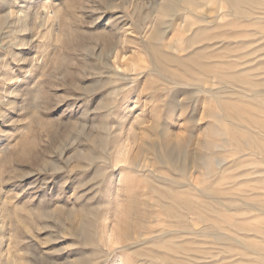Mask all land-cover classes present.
I'll use <instances>...</instances> for the list:
<instances>
[{"label": "rangeland", "instance_id": "rangeland-1", "mask_svg": "<svg viewBox=\"0 0 264 264\" xmlns=\"http://www.w3.org/2000/svg\"><path fill=\"white\" fill-rule=\"evenodd\" d=\"M259 2L256 13L264 12V0ZM217 5L216 0H204L190 11L182 0H0V264H73L78 259L85 264H165L156 258H136L133 253H148L150 244L156 243L154 237L165 232L174 241L184 240L174 234L177 224L148 194L151 185L175 189L158 177L185 182L167 166L166 151L175 153L169 152L175 159L187 153L188 158L201 162L202 144L212 139L207 136L212 122L208 115L221 113L217 101L247 100L264 86L213 85L211 78L198 81L197 75H185L177 67H170L175 77L155 72L143 47L154 29L163 30L173 21L158 43L165 53L185 57L188 38L205 25L195 23L190 13L195 10L206 21H215L220 28L211 31L227 39L196 43L192 49L203 45L211 46L206 50L210 53L221 49V61L233 65L236 72L248 69L264 83V19H233L225 4ZM166 6L173 8V15L163 12ZM181 22L183 29L177 26ZM122 87L125 90L119 92ZM220 87V96L207 94ZM230 87L240 92L231 93ZM227 122L221 121L223 128L232 124ZM247 130L258 134L257 129ZM98 135L104 144H99ZM120 146L126 157L115 166L113 159ZM88 151L94 155L92 163L76 160ZM248 153L237 152L231 144L220 154L225 165L230 163L224 169L227 178L249 174L230 191L237 197L234 205L243 206L240 209L254 205L244 190L261 191L264 185V176L253 173L264 169L263 159ZM236 160L239 170L230 168ZM190 171V184L202 187L199 180L204 170ZM233 213L227 212L247 229L264 227V214L258 210ZM182 215L190 230L215 231L213 227L206 230L190 214ZM83 221L90 223L95 244H87L76 233ZM108 230L117 235L118 243L105 245L103 232ZM127 230L134 239L124 237ZM223 231L235 236L231 229ZM195 238L189 237L196 242L186 245L194 264H264L253 254L249 259L242 256L246 251L234 242L223 246L242 257H226L211 237ZM238 238L264 245V235Z\"/></svg>", "mask_w": 264, "mask_h": 264}, {"label": "bare ground", "instance_id": "bare-ground-1", "mask_svg": "<svg viewBox=\"0 0 264 264\" xmlns=\"http://www.w3.org/2000/svg\"><path fill=\"white\" fill-rule=\"evenodd\" d=\"M182 1L184 5H186V7L189 8V10L191 11L192 10L191 8L198 9L203 4L204 0H182ZM259 1L260 0H216V2L218 3L217 5L218 7L221 8V6H223L221 4H225V6H227L226 7L227 13L230 16H232L233 19L234 18L242 19L248 22L251 20L264 19L262 18V16L264 15V12L256 13V11L258 10V7L261 5V2ZM189 10L185 12H188ZM163 12L173 15L174 11L171 6L170 7L166 6L163 8ZM190 13L193 14L194 19L196 20L195 23L197 22L205 23V25L194 30L192 34L190 35V37L188 38V41H187L188 46L186 47L185 50H188L189 52L187 53L185 57H177V55L174 56V55L165 53V51H163L162 47L158 43V40L159 39L162 40V38L165 36V33L167 32L168 27L170 29V26L172 25L173 21L169 22L168 23L169 26H167L166 28H163V30L158 29V28L154 29L153 33L150 35L149 43L147 44L145 43L143 49L148 54V57L151 59V64L154 65L155 72H157V70L164 71L168 73L169 75L174 76L173 74L174 71L172 72L170 67H177L179 70L185 73V75L187 74L191 77L192 75H197L196 79L198 81L207 82L205 80H207L208 78H211L213 85L220 86L221 84H224V83H232L233 85H237V86L245 85V86L255 88V89L258 86H261V85L264 86V83L262 82L260 84L253 77V75L249 73L248 69L236 72L234 71L233 65L227 64L221 61L220 56L222 55V53H224L221 49L220 51H218L219 49L214 50L212 51V53L206 52L207 48L211 47L207 45H203L201 46V48L192 49L193 48L192 46L196 43L205 42V41L211 42V40H219V39H227V38L224 37L225 34L223 33L219 34V33H216L215 31L213 32L211 31L215 28H220L218 24L216 25L214 23L215 21L214 22L206 21L205 17L197 16V14L195 13V10L194 12H190ZM183 16L185 15L183 14ZM184 25L185 24L184 23L182 24L181 22L177 26L183 29V27H185ZM229 26L232 27L233 23L232 22L229 23ZM177 29L179 28L177 27ZM230 38H234V37L230 36ZM217 43L219 42L217 41ZM163 47L165 46L163 45ZM169 48L171 49V47ZM223 66H225L226 68H224ZM134 67L135 65L134 63H132V70H134ZM176 77H179L178 73ZM119 80L124 81L126 79L121 77ZM186 80L188 79L186 78ZM197 80L195 82H197ZM191 82H192V79H191ZM128 85H126V87ZM119 90H120L119 92H121L125 89L124 87H122ZM222 90H223V87L222 88L220 87L213 91L208 90L209 92H207V94L212 97L213 96L217 97V96H220V94H222L221 93ZM236 91L238 90L233 87L229 88V92L231 93L236 92ZM238 92H240V90ZM262 95H264V90L262 91L255 90L253 93L248 95L247 100L243 98L241 99L239 97L238 99H220L217 101V107L219 108V111L221 113L212 112L208 115V117L212 119V122L208 127L207 136L209 137V140L211 138L212 139L210 141L207 140V142L205 141L202 144L203 145L202 146L203 155L201 156V159L199 158L201 162H198V158H194V157L188 158L187 153L186 155L184 154V156L182 155L183 160L180 159V157L178 156L177 157L179 159L177 158L175 159V157L173 158L172 156L173 154L175 155V153H171L169 151L172 154L171 155L169 152L166 151L165 155L167 158L166 159L167 164H168L167 165L165 163H162L164 161H162V159L159 158V155L156 156V159L160 163L164 164L165 166L167 165L170 168L176 170L181 176L184 177L183 178L185 180L184 184H180L179 182H176L175 178L164 179L162 177H158L157 179H159V181L161 182L163 181L164 183H167L170 186H174L175 189L173 190L172 187H165L163 185H160L161 188L155 185H151L148 190V194H152L153 197L156 198L157 206L159 207V210L163 212L168 219L172 220L174 225L177 224V226L179 227L178 230L174 232V234L177 233L179 235L177 236V238L178 239L184 238V240L179 241V242L174 241L175 238L172 239L169 236L171 233L165 232L164 235L162 234V235H157L154 237V241L157 244L156 243L153 244L152 242V244H150L152 246V250L149 251L148 253L145 251L143 252L135 251L133 255L136 258H152V259L156 258L165 264H186V263L194 264V262L192 261L194 259V255H191L188 252L186 245H188L189 243H195L196 241L189 240V237L195 236L197 238V237H202V236H208L212 238V240L214 241L216 245L221 247V252L228 258L233 257L238 254L240 255V253L235 252L231 248L227 246H223L225 242H234L233 244L239 246L242 249L244 248V250L246 251V253L242 254V256L247 257L249 259L250 254H253L258 259L264 261V245H257L256 243L248 244L247 242H245L244 239L241 240V238L240 239L238 238L244 234L251 235V233L255 235H264V230H263L264 227H261V229L259 228H256V229L248 228L247 229L245 224H243L240 220L236 218L234 219L233 215L231 216L227 214L228 211H230V213L231 211L232 212L234 211L233 214H235V212H237L238 214L240 210L245 211L246 209H249L252 211L258 210L260 213L259 215L264 214V185L261 186L262 188H260L261 191L263 190V192L259 191V188L258 189L250 188L248 191H246V189L244 190L245 192L243 191L244 192L243 195L246 194V197H249V196L252 197L251 199L248 198V200L249 199L252 200L254 202V205L245 204V208L243 209H240L243 206H241L240 208L236 207L234 205V202L235 200H237V197H233V194L230 193V191L232 190L233 187L241 185L242 182L238 181V179L241 180V178H245V177L247 178L249 174L245 175L243 173H239L237 174V176L234 175L230 178H227L228 174L224 173V169L226 170L225 166H228L230 163L228 165H225L226 164L225 161L222 158H220L221 152L226 150V147L228 145L232 144V145H235L237 152L241 153L243 152V150H248L249 152L248 154H252V153L257 154L258 157L260 156L263 159V163H264V100L261 101L264 98L261 97V99L258 100V97ZM223 120L228 121L229 123L231 122L232 124L223 128L221 124V121ZM154 127H157V126L154 124ZM246 128L247 129L254 128V130L257 129L258 134L252 135L251 134L252 131L249 132ZM102 129L104 130L105 126L102 125ZM151 130H154V129L152 128ZM97 140L99 144L102 145L103 143L102 136L100 137V135H98ZM178 150H181V152H178L179 154L182 153V149L180 148L179 145H178ZM183 153H184V150H183ZM81 154H78L76 156L77 161L85 159V161L89 162L90 164L95 160L94 155L91 154V152L89 151L83 153L82 155ZM125 157H126L125 149L123 150L122 147L120 146V149L119 150L117 149V152L115 153V156L113 159L114 165L118 166L119 164L124 163ZM133 165L135 167H139L138 163L137 164L133 163ZM239 165L240 164L236 160L234 161V163H232L230 168H235L239 170V168H241ZM191 169H195L196 172L197 171L199 172L200 169L204 170L203 173L201 172L204 177L202 180H199V183L202 187L198 188L190 184V180H192L191 178L193 175V172L190 171ZM253 173H259V176L261 175L264 176V169L261 172H253ZM252 176H254V174ZM145 178L149 182L155 181L153 178H149V177H145ZM225 185H229V187L225 188ZM257 198H260V199H257ZM88 209L86 210L84 209L83 211L92 212L91 210H88ZM182 212H185L188 215L190 214L191 216L199 220L200 223L205 225V229L208 227H213L215 228L214 229L215 231H207V232L198 231L197 232L193 230L192 228L190 230L189 229L190 226L186 222V219L182 215ZM83 214L85 215L87 213H83ZM237 218H240V217H237ZM226 229H231L233 233L235 234V236H230L226 234L223 231ZM128 231L129 230H127L124 233V237L132 239L133 237H131L130 231L129 232ZM76 233H78L79 235H82L84 237V241L87 244L96 243L95 234L94 232L92 233L90 231V223L88 221L87 222L83 221L76 228ZM116 236L117 235L114 232H110L109 230L107 232H103V238H104L105 245H111L113 243L115 244L118 243V239H117L118 237ZM246 238L248 237H245V239ZM142 244H144V242L136 243V245H142ZM125 248H129V246L128 247L125 246ZM177 259L179 261H177ZM182 261L185 263H183ZM214 261H218V259H215ZM73 264H85V260L78 259Z\"/></svg>", "mask_w": 264, "mask_h": 264}]
</instances>
